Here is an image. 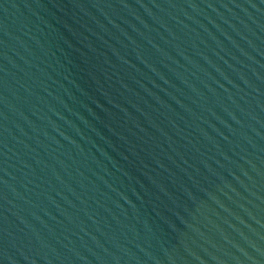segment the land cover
I'll return each mask as SVG.
<instances>
[{
    "label": "water",
    "instance_id": "95a60500",
    "mask_svg": "<svg viewBox=\"0 0 264 264\" xmlns=\"http://www.w3.org/2000/svg\"><path fill=\"white\" fill-rule=\"evenodd\" d=\"M0 264H264V0H0Z\"/></svg>",
    "mask_w": 264,
    "mask_h": 264
}]
</instances>
